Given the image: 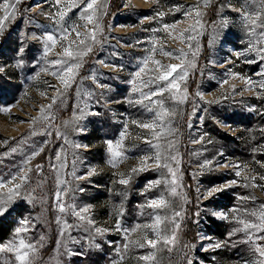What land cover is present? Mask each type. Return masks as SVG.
Listing matches in <instances>:
<instances>
[{"label": "rangeland", "instance_id": "obj_1", "mask_svg": "<svg viewBox=\"0 0 264 264\" xmlns=\"http://www.w3.org/2000/svg\"><path fill=\"white\" fill-rule=\"evenodd\" d=\"M88 2L0 0V264L24 252L34 264L53 247L48 219L45 264H260L264 0H95L92 24ZM172 64L177 88L149 83ZM239 220L259 227L233 234Z\"/></svg>", "mask_w": 264, "mask_h": 264}, {"label": "snow or ice", "instance_id": "obj_2", "mask_svg": "<svg viewBox=\"0 0 264 264\" xmlns=\"http://www.w3.org/2000/svg\"><path fill=\"white\" fill-rule=\"evenodd\" d=\"M56 3L59 4V3H60V0H56ZM94 5H95V0H90V2H88L87 4H85V11H87V10H93V11H92V14H88V15H86V16L84 17V19L87 21L88 24H92V23H93V18H94V14H95ZM58 15H59V17H60V20H63L64 13H63V12H59ZM198 15H199V13H198ZM7 18H8L7 16L4 17V19H7ZM57 22L59 23L60 21L58 20ZM250 23L255 24L256 21H255V20H251V18H250ZM0 26H2V21H0ZM84 27H87V25H84ZM98 27H99V25L97 24V25L93 28L92 33L89 34V35H90V39H91L94 43H98V42H99V41L96 39V36H95V34H94V33H95V29L98 28ZM167 27H169V26H168V25H165V28H167ZM75 35H76L77 37H81V36H85L86 34L81 33V32H79V31H75ZM46 39H47L48 41H51L53 44L56 43V37H54V36H52V35L47 36ZM79 43H80V44H85L86 41H85V39H81V40L79 41ZM87 50H88V51H91V47H88ZM84 54H85V53H81V52H76V53H74L73 50H72L70 47H66V48L64 49V53H63V55L66 56V57H68V58H73L74 56H80V55H84ZM56 63H57V64H62V63H66V61L58 60V61H56ZM156 63L159 64V61H157ZM79 66H80L79 63L70 64V65H69L64 71H65L66 74H72V73H73V69H74V68H78ZM145 67H147V63H146V62H145V64H144V67H141L140 70L136 73V76H137V77L140 76V73L144 71ZM181 67H182V65H177V64H172V65H169V66H165V72H164V74H163V75H158V76L153 77V78L151 79V81H149V83H155V82H158V81H167V82H168V85H167V86H168L169 88H177L178 85L175 83V79H174V77H173V73L177 72V70L180 69ZM168 69H170V71H169ZM185 74H186V73H185ZM179 79H181V80L184 79V75H181V76L179 77ZM61 80L64 82L65 87H67L68 84H69V81H68V80H65L63 75L61 76ZM133 90H134V91H139V89H133ZM163 91H164V89L162 88V89L159 90V92H157V91H151V92H149V93H147V94H142V95H143V99H149L150 96L158 95V94H162ZM141 102H142V101H141ZM49 107H50V106H49ZM142 126L145 127V128H151V127H153V125H149V124H144V125H142ZM75 146H76V147H81V145H75ZM109 147H110V151L112 152L113 157H119V156L121 155L120 151L116 150L115 148H112L111 145H110ZM118 147H119V146L117 145V148H118ZM172 159H175V157L173 156ZM155 162H156L157 165L159 166V156H158V155H157V157H156ZM225 166H226V165H225ZM40 167H41L40 165H37V169H39ZM165 167H167V165H165ZM133 171H136V169H133ZM173 175H174V173H173ZM236 175L239 176L240 173L237 172ZM17 179H18L17 176H12L11 179H10V181H9V183L14 182V181H16ZM19 179L24 180V181H27V180H28V177H27V175H24V176L19 177ZM262 179H264V177H262ZM120 183H122V184H127L128 181H127L126 179H122V180L120 181ZM5 186H6V184H5L3 181H0V188H3V187H5ZM20 187H21V184L16 183L14 188H10V189H9V192H10V193H11V192H14L16 189H19ZM216 190H218V189L210 190V191L208 192V195L211 196V195H212V192H213V191H216ZM171 191H172V193L174 194L175 191H176V189H175V188H172ZM165 203H166V201H164L163 199H161V200H159V201H157V200H153V201L151 202V206H152V207H159V206L164 205ZM61 210H63V209L61 208ZM87 210H88L87 208L84 209L85 212H86ZM77 215H79V213H77ZM177 215H179V213H177ZM220 215H223V214H220ZM81 219H83V217H81ZM261 219H264V214L261 215ZM157 221H159V217H157ZM238 223L241 224V225H243V228H237V229H234V230H233V234H234L236 231H241V230H243V231H247L249 228H258V227H259L258 225H255V224H253V223H251V222H249V223H245L244 220H239ZM16 231H17V232H20V231H22V229H17ZM96 231H97V232H101L102 230L99 229V228H97ZM258 239H262V240H264V236H262V237H258ZM174 240H175V236L173 235L171 238L166 239V243H172ZM147 244H148V245H151L153 248H155V246H156V242H155L154 240H147ZM20 246H21V247H31V245H25L23 240L20 241ZM141 246H143V245H141ZM215 246H216V247H219L220 245L217 244V245H215ZM0 250H3V249H0ZM8 250L11 251L12 249L9 248ZM17 251H19V249H17ZM254 252H255V253H258V254H259V257H264V246L256 245V246L254 247ZM27 256H28V253H27V252H24L23 255H18V256H17V259L21 261V264H27V259H26ZM150 258H151V257H142V259H145V260H148V259H150ZM189 264H191V262H189ZM253 264H255V262H253ZM260 264H264V260L260 261Z\"/></svg>", "mask_w": 264, "mask_h": 264}, {"label": "trees", "instance_id": "obj_3", "mask_svg": "<svg viewBox=\"0 0 264 264\" xmlns=\"http://www.w3.org/2000/svg\"><path fill=\"white\" fill-rule=\"evenodd\" d=\"M207 51V46H206V44H205V48H204V52H206ZM48 148V147H47ZM46 148V149H47ZM51 150H49V153L48 152H46V150H45V152H43V154L38 158V162H42V161H45L46 160V158L50 155V152ZM184 161H186V160H184ZM183 171H184V183H185V185L187 186V188H188V192H189V194H191L192 193V191H191V183H192V181H191V178H190V176H189V173H188V171L186 170V162L184 163V165H183ZM45 190L46 191H49V192H51V190H52V187L51 186H47L46 188H45ZM44 193H45V191H44ZM192 209H193V207H192ZM190 212V211H189ZM191 213V215H190V221H188V225H187V229H186V231H185V236H186V238L187 239H189L190 241H193V240H195V236H196V230H195V227H194V225L192 224V212H190ZM47 223H48V225L50 226V230L46 233L47 234V236L49 237V239H48V241H49V243L51 244V246H52V244L55 246L56 244H55V242H54V240H55V238H56V235H55V230H54V228H55V226H54V224L53 223H51V221H50V219H48V221H47ZM4 227H1L0 226V236L5 232V229H3ZM44 231V230H43ZM49 247V246H47V247H43L42 249H41V252H40V259L38 260V261H36L34 264H45L46 263V260L48 259V258H50V256H51V252L53 251L52 249L53 248H55V247ZM52 248V249H51ZM83 264H89V262H88V259L87 258H85L84 259V262H83Z\"/></svg>", "mask_w": 264, "mask_h": 264}, {"label": "bare ground", "instance_id": "obj_4", "mask_svg": "<svg viewBox=\"0 0 264 264\" xmlns=\"http://www.w3.org/2000/svg\"><path fill=\"white\" fill-rule=\"evenodd\" d=\"M52 25L59 26V25H60V23H55V24H52ZM48 26H49V25H48Z\"/></svg>", "mask_w": 264, "mask_h": 264}]
</instances>
